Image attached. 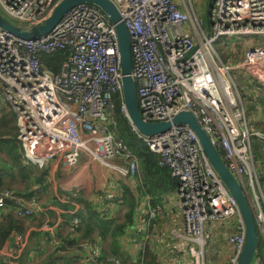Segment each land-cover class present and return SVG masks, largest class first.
<instances>
[{"label":"built area","instance_id":"built-area-1","mask_svg":"<svg viewBox=\"0 0 264 264\" xmlns=\"http://www.w3.org/2000/svg\"><path fill=\"white\" fill-rule=\"evenodd\" d=\"M59 1L0 0V11L15 24L37 25L52 14ZM112 1L133 40L132 76L137 82L141 116L159 122L172 120L181 111L193 112L248 195L263 244L253 264H264V187L252 146V137L264 140V131L254 130L248 120L242 95L250 89L236 80L234 66L225 64L214 47L224 37L248 40L239 73L264 87V0H213L210 30L195 0ZM64 50L70 53L61 71L55 73L42 57ZM0 81L15 111L17 138L27 163L44 168L60 159L74 166L82 156L91 158L116 177H111L107 187L113 194L126 180L140 181L138 157L113 128L117 98H121V113L128 117V111L118 34L101 8L78 5L46 37L37 40L16 37L0 27ZM133 129L178 179L175 206L183 231L173 233L187 241L194 264H206L205 224L232 219L236 226L229 242L237 246L231 261L236 264L246 226L236 199L212 167L196 133L187 124H173L150 136ZM5 198L23 204L14 211L22 218L47 210L35 198L26 202L6 190L0 193V216ZM75 206L77 210L79 205ZM148 208L152 218L162 212L160 205ZM57 210L55 219L47 217L38 228L48 236L38 250L68 247L58 236L63 211ZM77 223L74 218L72 225ZM28 239L29 231H15L0 256L19 258ZM75 250L81 264H124L115 255L103 258L97 241L82 240Z\"/></svg>","mask_w":264,"mask_h":264},{"label":"trees","instance_id":"trees-1","mask_svg":"<svg viewBox=\"0 0 264 264\" xmlns=\"http://www.w3.org/2000/svg\"><path fill=\"white\" fill-rule=\"evenodd\" d=\"M69 53L68 50L59 51L52 55L43 56L42 59L46 66L51 68L55 73H59L63 62L67 59ZM261 88L264 90V87L261 86ZM261 92L263 91H260V93ZM243 95L245 96V99H248V95ZM257 101L264 102V95H262L261 98L256 99L253 105H249V109L256 107ZM120 103L121 98H117L116 122L113 128L117 136L129 146L131 151L139 159L140 181L136 182L137 187L132 189L131 187L122 185L121 189L114 194L110 190L108 194H102V200L107 207L106 210H99L93 201L86 197H81V194H77L76 192L72 193L70 191H60L59 193L57 192L58 195L53 194L49 202L51 205H44L47 207V210L43 212L42 215L34 216L32 218H22L15 215L14 211L16 207L6 204L4 211L0 216V249H2L11 239L12 234L15 231L23 233L32 226L39 228L46 216L49 218L56 216L55 211L52 208H49L51 206H55L63 211L60 214L62 221L58 236L64 242L68 243V247L62 246L60 248H53L50 246L44 250H38L37 246L41 244L42 241H46L48 236L42 231L32 230L29 235L28 244L22 255L17 259H6L3 256H0V264H22L24 258L29 257L32 253L43 254L50 250H52V252L48 254V257L42 264H57V262L68 264L79 257L75 254V248L82 240L97 241L103 248V258L115 255L118 256L124 264H128L130 261L133 264H160L157 255L150 248L147 238H144V233L143 236L138 234L136 237L138 242L141 241V245L143 243V248L139 250L135 260H133V256L130 252L124 248L123 242L126 237L130 239L129 232L135 226L136 210L142 198L150 196L152 207H156L164 196L166 197L176 192L179 182L177 178L172 176L171 171L167 166L159 163L156 154L150 150L133 129L129 118L121 113ZM1 121V127L6 133L0 134V138L7 139V143H10L11 141L13 144V146L11 145L13 151L16 152V148L18 149V147L22 150L17 138L18 132H15V129H18L16 119H13L9 113L4 112L1 116ZM16 140L20 146H17L18 144H16ZM1 144L0 139V145ZM252 146L259 178L264 187V140L257 136H253ZM15 160V164L19 166L20 174L23 176L24 180L29 181V185L25 190L12 189L10 182L13 178L7 179V175L10 174L0 168V193L9 190L14 196H18L26 201H31L33 198L36 199L38 188H41L42 190L44 189V191L50 193L48 186L50 184L45 177L47 174L46 169L41 168L42 170H38L37 175L30 176L28 170L31 169L26 166V163H23L18 155ZM35 186H37V188ZM68 197L71 200L67 202L66 200ZM113 201L119 202L118 210L122 213L121 216H112L110 205ZM73 202H78L79 207L77 210L75 203ZM74 218H78V223L74 224L75 226L72 225ZM65 227L68 228V231L65 234H61L62 229ZM134 233L135 232H133V234ZM72 236L74 238H71ZM142 237L144 239H142ZM260 253L262 252L258 251L257 256Z\"/></svg>","mask_w":264,"mask_h":264},{"label":"water","instance_id":"water-1","mask_svg":"<svg viewBox=\"0 0 264 264\" xmlns=\"http://www.w3.org/2000/svg\"><path fill=\"white\" fill-rule=\"evenodd\" d=\"M85 3L93 4L101 8L116 28L120 44L123 95L128 111V118L132 126L143 135L149 136L167 131L173 124H187L196 133L212 167L236 199L246 226L245 243L236 264H253V260L258 252L257 249L260 243V237L248 195L245 193L238 179L227 167L218 148L213 143L209 134L202 128L197 117L191 111H181L176 114L172 120L159 122L145 121L141 116L137 82L132 76L133 58L131 45L133 40L125 21L122 19L120 11L112 0H60L56 4L52 14L46 18L43 23L28 26L15 24L0 11V27L22 39H41L46 37L63 20L70 10ZM212 5L213 0H208L206 9L208 30H210L209 17ZM5 202L14 207H23V204L17 203L10 198H5Z\"/></svg>","mask_w":264,"mask_h":264},{"label":"crops","instance_id":"crops-1","mask_svg":"<svg viewBox=\"0 0 264 264\" xmlns=\"http://www.w3.org/2000/svg\"><path fill=\"white\" fill-rule=\"evenodd\" d=\"M231 40H232V44L228 45V47H231L232 49H234V47L237 45L238 42H236L232 38ZM256 86L261 88V86L258 84L254 85V87ZM243 94L248 95V92H243ZM243 99H245L244 95H243ZM246 103H249V102H246ZM15 132L17 133L18 129L17 130L15 129ZM47 166L48 167L45 168L47 170V174L45 175V177L47 178V181L50 184V186L53 187L54 194H57V192L59 193L60 191H63V192L70 191L72 193L76 192L77 194H81V197L83 196L85 198L87 196L86 198L93 201L96 204V206L99 208V210L107 209V207L104 204L105 202L102 200V194L104 193L108 194L106 190L108 187V183L110 182V179L112 177L111 176L112 172L108 170L109 169L108 167L85 156H82L78 164L74 166H68L64 163V161L60 159H55L51 161ZM125 186L131 187L132 189L137 187V185L133 184V182L130 180H126ZM35 187L37 188V186ZM38 191L42 192L43 190L41 188H38ZM69 200L71 199L68 197L66 201L68 202ZM150 200H151L150 196H149V201L147 200V196H145L142 198L141 202L139 203V206L136 210L135 226L129 232L130 239L128 237L124 239L123 246L125 245V241L129 239L131 243L135 246L134 250H137L138 248L142 246L140 243L141 241L138 242L136 240V237L138 236V234H141L143 236V233H144L145 234L144 238H146L147 234H149L150 238L148 242L153 245L155 244L153 248L151 249L155 250L159 263L169 264V263H165L166 261L162 258V253L164 254L167 251L173 252L174 254H176L179 251L187 252V247H185L183 244V240L184 241L186 240L181 237H176L173 233L174 231H176L177 233L181 235L183 231L182 218H181L178 208L175 206L176 192L166 197L164 196L163 199H161V202L158 204L162 207V212H163V209L166 211V208L169 206L168 208L170 209H167V211L169 212V224L163 231L166 234L165 235L166 237L165 238L162 237L157 232V234L154 236V241L152 240V237H151L152 236L151 231H152V228H154L155 219L157 222L159 217L162 215V212L160 216H157L156 218L150 217L148 215L149 213H147L149 209L148 206L153 208L152 202ZM73 203H76V202H73ZM51 207H54L53 210L55 211L57 215L58 214L57 209L59 208L55 206H51ZM42 213L40 215H42ZM46 218L47 216L45 217V219ZM51 218L55 219L56 216L51 217ZM160 225L161 223H159V225L157 226L155 224V227H159ZM235 226H236V221L233 219L232 220H221V221H208L206 223V226H205L206 236L215 237L216 240L219 242L218 247H220L219 254H218L219 256L217 260L210 261V264H231L232 259L237 255V252H238L237 246L229 242V236L234 232ZM65 229H66V232L68 231V228L65 227L62 229L61 234L64 232ZM32 230H38V228H35V226H32L28 228L25 232L29 231V235H30V232ZM132 231L135 233L133 234ZM144 238L142 237V239ZM186 246H187V241H186ZM50 252H52V250L48 252H44L43 254L34 252L31 255H29V257L32 258L31 259L32 262L41 261L42 263H44ZM29 257H26V258H29ZM62 263L64 262H57V264H62ZM175 264H187V263L185 261L179 260V262H176ZM192 264H194V260Z\"/></svg>","mask_w":264,"mask_h":264},{"label":"rangeland","instance_id":"rangeland-1","mask_svg":"<svg viewBox=\"0 0 264 264\" xmlns=\"http://www.w3.org/2000/svg\"><path fill=\"white\" fill-rule=\"evenodd\" d=\"M207 5H208V0H195V7L199 12L200 17L203 20H205L206 22H207V20H206ZM233 40H235V39H233ZM235 41L236 42L238 41V43L234 47V49H232L231 47L225 48L226 43L228 45L232 44V40L228 39L227 37H224L221 41H215L214 47L216 48L217 53L220 56V59L225 64H227L229 66H234V68L231 70H232V74L235 77H237L236 80H238V82L241 85H246L250 89L248 91V99H244L245 107H246V109L248 108V110H247L248 111V120L251 123L254 130L264 131V102L257 101L256 107L249 109V105H253L255 103L256 99H259V98H261L262 95H264V92L260 93V91H264V90L262 88L257 87V86L254 87V85L256 83H255V81H253V79L250 78V76L249 77L248 76L243 77L239 73V71L241 69V66H239V65H241V63H239L240 62L239 60H241L243 53L246 50V48L248 47L249 43L247 42V40H240V41L235 40ZM247 82H249V83H247ZM246 86L244 88L247 89ZM242 98H243V95H242ZM246 102H249V104ZM247 104H248V106H247ZM4 112L9 113L12 116V118L15 119V111L12 108V106L8 103L6 97L4 96L3 91H2V83L0 81V134L6 133V132H4V129L1 127V123H2L1 116ZM3 136H5V135H3ZM0 139H1V143H2L0 145V168L2 170H4L5 172H7L8 174H10V175H7V179L13 178L10 182V186L12 189H14V190H25L29 185V181L24 180L23 176L20 174L19 166L15 164L16 156L18 155L19 159L22 160L23 163H26V166H28V168L31 169V170H28V173L30 174V176L37 175L38 170H42V169L39 168L37 165H33L32 163H27V160L25 159L23 151L21 150V148H19V147H18V149L16 148V152H15V151H13V148H11V145L13 146L11 141H10V143H11L10 144V143L6 142L7 139H4V138H0ZM16 144H18L17 146H20L17 140H16ZM15 153H16V155H15ZM46 167H48V166H46ZM46 167H44L43 169H45ZM111 176L114 177L113 174H111ZM114 178H116V177H114ZM133 184L136 185V182H133ZM48 186H49L50 193H47V191H44V189H43V191L41 193L40 192L38 193V191H37V197L35 196L36 199L38 200V202L40 204L45 205V206L49 205V202H50V200L54 194L53 187H51L50 185H48ZM106 192H107V190H106ZM26 202H30V201H26ZM118 207H119V202L113 201L112 204L110 205V210H111L112 216L116 217V216L122 215V213L119 212ZM168 207L166 208V211L163 209L162 215L161 216L159 215L160 217H159L157 222L155 219L156 226L159 225V223H161L162 226L160 225L159 227H155V224H154L155 229L152 228V231H151L152 232L151 237H152L153 241H154V236L157 234V232L162 237H164V238L166 237L165 236L166 234L163 231L169 224V212L167 211V209H170V208H168ZM205 226H206V224H205ZM168 231H169V229H168ZM65 232H66V230H64L63 233H65ZM206 232H207V230H206ZM205 237L208 240V242H207L208 244L206 247V264H210V261L217 260V258L219 256L218 254H219L220 247H218L219 242L216 240L215 237H213V236L208 237V236H206V234H205ZM146 238H147V240H149L150 235L147 234ZM162 244H163V242H162ZM183 244L185 247H187L186 241L183 240ZM154 245L149 243L150 248H153ZM124 248L130 252V254L133 256V260L136 259L137 254H138L139 250L141 249V247H140L137 250H134L135 246L131 243V241L129 239L125 241ZM153 251L155 253V250H153ZM257 251H259V252L263 251V244H262L261 240H260V243L258 245ZM180 257H182V258H180ZM162 258L166 261L165 263H169V264H175L176 262H179V260L185 261L187 264L193 263V258L186 251H179L176 254H174L173 252L167 251L164 254L162 253ZM31 259H32L31 257H29V258L25 257L22 264H42L41 261L32 262ZM130 262H128V264H133L132 262L131 263ZM80 263H81V261L79 260V257H78L77 259L72 260L68 264H80ZM62 264H66V263H62Z\"/></svg>","mask_w":264,"mask_h":264}]
</instances>
